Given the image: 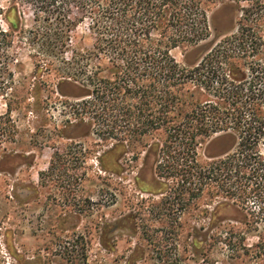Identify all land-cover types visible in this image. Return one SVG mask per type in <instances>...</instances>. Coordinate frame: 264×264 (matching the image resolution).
I'll return each mask as SVG.
<instances>
[{
  "label": "rangeland",
  "instance_id": "374dc122",
  "mask_svg": "<svg viewBox=\"0 0 264 264\" xmlns=\"http://www.w3.org/2000/svg\"><path fill=\"white\" fill-rule=\"evenodd\" d=\"M184 1L169 10L178 13ZM191 1L198 5L187 8V42L174 58L190 73L214 65L221 78L212 89L244 91L206 100L251 105L264 120V0ZM38 2L0 0V28L12 35L9 67L0 74L9 133L0 137V264H264V180L249 177L231 199L215 181L190 186L177 146L170 159L162 150L170 142L164 131L131 141L127 154H110L120 141L104 140L88 116L79 121L77 105L88 97L72 80L95 65L109 76V59L91 56L99 7L95 17L72 1L44 13ZM12 8L22 20L15 31L3 18ZM195 27L205 31L197 42ZM61 29L69 39H56ZM199 84L192 76L187 89ZM239 142L233 131L199 140V167L235 153ZM156 144L158 153L149 148ZM166 161L179 165L161 178Z\"/></svg>",
  "mask_w": 264,
  "mask_h": 264
},
{
  "label": "trees",
  "instance_id": "16d2710c",
  "mask_svg": "<svg viewBox=\"0 0 264 264\" xmlns=\"http://www.w3.org/2000/svg\"><path fill=\"white\" fill-rule=\"evenodd\" d=\"M70 1L85 5L94 17L93 6L99 7L92 29L97 39L91 56L109 59L112 64L107 70L109 76H103L102 67L95 65L92 72L81 67L80 77H75L80 79L72 80L79 83L85 91L84 97H88L77 105L79 121L88 116L93 125L101 128L99 133L104 140L120 141L110 154L116 151L127 154L133 146L131 141L164 131L170 142L162 150L170 159L172 145H176L179 155L174 154L182 166L166 161L157 174L161 178L170 170L174 171L177 164L176 167L179 165L186 173L187 184L194 186L195 180L200 187L210 181L221 183V192L228 199L237 196L242 182L250 180L249 177L264 180V154L259 150L264 137V120L259 117L256 107L235 101L223 106L206 100L208 94L233 99L244 90L234 87L228 96L226 92L222 95L210 86L213 80L221 78L218 71H213L216 70L214 65L211 64V71L204 74L201 69L190 73L172 54L187 42V11L191 5H198L197 2L188 0L187 5L185 0L178 13L169 10L178 0H39L37 6L39 11L49 13L65 10ZM102 3L105 6L101 7ZM0 14H3L1 10ZM3 18L13 31L22 26L15 8ZM66 22L70 24L68 19ZM68 32L61 29L55 37L67 40ZM156 32L161 34L160 38H155ZM194 32L195 42L202 40L205 31L195 27ZM11 36L0 28V74L9 67ZM192 76L200 84L188 90L187 81ZM176 107L181 110L176 111ZM2 120L0 117V137L6 138L9 133L2 126ZM229 131H233L240 141L235 153L213 161L207 168H200L196 159L199 140L207 142L215 135ZM149 148L156 153L160 150L157 144ZM101 163L106 166L104 157ZM112 166L116 168L117 162L114 161ZM163 168L165 172H162ZM220 205L229 207L225 203Z\"/></svg>",
  "mask_w": 264,
  "mask_h": 264
},
{
  "label": "flooded vegetation",
  "instance_id": "af4514ba",
  "mask_svg": "<svg viewBox=\"0 0 264 264\" xmlns=\"http://www.w3.org/2000/svg\"><path fill=\"white\" fill-rule=\"evenodd\" d=\"M214 5V4H213ZM211 19H209L208 18V25H209V30H211V21H210ZM216 20V19H215ZM104 250L107 252L109 249L107 248V249H105L104 248Z\"/></svg>",
  "mask_w": 264,
  "mask_h": 264
}]
</instances>
